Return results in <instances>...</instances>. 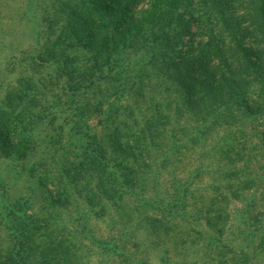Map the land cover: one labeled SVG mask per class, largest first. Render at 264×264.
<instances>
[{
    "label": "rangeland",
    "instance_id": "rangeland-1",
    "mask_svg": "<svg viewBox=\"0 0 264 264\" xmlns=\"http://www.w3.org/2000/svg\"><path fill=\"white\" fill-rule=\"evenodd\" d=\"M80 4L0 0V101L24 95L18 84L28 76L57 80L34 85L46 99L38 108L45 119L29 123L27 114V132L15 134L20 145L0 140L2 262L11 254L10 264H264V112L196 132L200 117L184 110L180 87L161 82L152 46L129 49L100 79L57 77L68 56L83 70L99 60ZM138 4L114 16L139 14L145 4ZM75 32L81 41L67 45ZM165 113L162 124L156 118ZM92 151H104L99 167L88 163ZM118 170L127 182L137 179L132 190ZM113 194V202L104 196ZM25 231L36 232L32 249L18 246Z\"/></svg>",
    "mask_w": 264,
    "mask_h": 264
},
{
    "label": "trees",
    "instance_id": "trees-1",
    "mask_svg": "<svg viewBox=\"0 0 264 264\" xmlns=\"http://www.w3.org/2000/svg\"><path fill=\"white\" fill-rule=\"evenodd\" d=\"M80 2L79 12L88 14V27H91L89 29L96 41L94 47H101L98 53L99 60L89 69L83 70L79 66H73L74 57L68 56L66 67L56 72L57 77L73 74L88 79L99 73L100 79L106 77L107 72L114 67L124 64V53L129 49L136 51L152 46L155 52L151 62L161 76V82L169 80L177 89L180 87L181 90L178 91L182 95L181 103L184 110L190 109L200 117L201 122L195 128L196 132L207 127L209 122L216 126L222 124L236 126L241 115L253 116L264 112V0H80ZM140 2L145 5L135 8L136 11L139 10L137 12L139 14L134 15L132 9L127 10V16L122 20L114 16L117 7H127L131 4L138 6ZM195 13L198 18L194 16ZM193 23H197L196 31L192 30ZM133 31L135 32L132 34ZM186 37H189L191 46H185ZM52 38L50 37L49 41L57 43L62 41L63 35L57 40ZM81 39L82 36L76 32L73 36L65 35V41L69 46H74ZM45 52L51 57V48H46ZM69 60H72L70 66ZM56 81L44 77L35 80L33 76H28L18 84L19 88L26 90L24 95L10 92L8 102L0 101V140L5 138L15 146L20 145L15 134L27 132V126H24L27 114H30L29 123L36 122L38 118L45 119L38 115L40 113L38 108L45 109L46 106L39 105L46 99L37 98L44 95L37 92L34 85L45 87ZM69 87L74 91L80 88V83ZM182 89L186 90V94H182ZM27 96L29 98L26 100ZM54 99L59 100V97ZM14 100L17 102L14 103ZM24 102L26 103L22 104ZM167 114H158L156 120L166 124ZM154 119L153 115L150 116V123ZM149 121L147 120L148 132L151 126ZM147 136L149 134L139 135V138L147 139ZM73 140L77 138L74 137ZM102 152L104 153V151L88 153V163L97 167L98 164L102 165ZM217 171L226 173L223 167H218ZM116 172L119 177L122 176L120 180L125 190H132L137 185V179L130 183L125 181L122 172L119 170ZM179 194H187V188L179 187ZM104 196L109 201H114V194ZM97 199V194L92 193L88 196V205L95 207L98 205ZM23 233L21 236L26 242L19 241L18 246L22 250L32 249L31 244L35 242L33 237L36 232ZM10 256L11 254L5 255V262H2L0 257V264H10L12 261Z\"/></svg>",
    "mask_w": 264,
    "mask_h": 264
}]
</instances>
